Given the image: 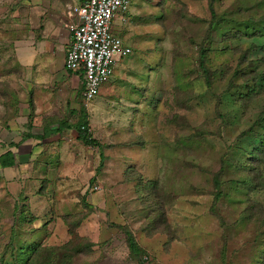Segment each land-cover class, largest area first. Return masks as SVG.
<instances>
[{
	"label": "rangeland",
	"instance_id": "1",
	"mask_svg": "<svg viewBox=\"0 0 264 264\" xmlns=\"http://www.w3.org/2000/svg\"><path fill=\"white\" fill-rule=\"evenodd\" d=\"M40 1L0 0V158L17 152L0 162V264H138L128 232L143 264H264V162L224 171L264 140V0H132L139 20L114 24L141 47L88 109L59 53L77 0ZM85 121L102 166L76 130L44 136Z\"/></svg>",
	"mask_w": 264,
	"mask_h": 264
},
{
	"label": "built area",
	"instance_id": "2",
	"mask_svg": "<svg viewBox=\"0 0 264 264\" xmlns=\"http://www.w3.org/2000/svg\"><path fill=\"white\" fill-rule=\"evenodd\" d=\"M131 4L132 0H82L70 9L65 69L79 78L87 107L111 81L118 62L132 54V48L113 33L116 16L130 22L125 15Z\"/></svg>",
	"mask_w": 264,
	"mask_h": 264
},
{
	"label": "trees",
	"instance_id": "3",
	"mask_svg": "<svg viewBox=\"0 0 264 264\" xmlns=\"http://www.w3.org/2000/svg\"><path fill=\"white\" fill-rule=\"evenodd\" d=\"M130 15L126 14L125 17H128L130 19ZM216 18V16L214 17V19ZM131 21V20H130ZM126 24H131V22H127ZM230 27L232 28L231 30H233L234 33H230L232 36H236V32H239L242 30H250L251 27L249 26V22L246 23V26H243L242 24L239 23L238 24H234V23H230ZM226 30V29H225ZM206 53H200V64L201 67H203L204 70V74L207 76L208 74H210V71L206 69ZM132 55V54H131ZM127 59V58H126ZM67 71V70H66ZM68 72V71H67ZM208 83H210V79L208 80ZM83 98V102H84V106L86 108L87 105H85V98L84 96H82ZM249 103V102H247ZM85 107H83L84 109H86ZM247 107V106H246ZM82 109V111L85 113V110ZM68 129V130H76L77 134H78V141H80L81 143L84 144V146L89 147V148H94V146H97L101 152V166L104 163V151L102 150L103 147L102 145H100L97 140H95L91 134H89V127H88V123L85 121V124L83 125H78L76 127L73 126H64V124H62L59 128L54 129V130H44V136H49L51 134H59L60 132H62L63 130ZM252 130H249L248 133H251ZM246 141L249 138H244ZM254 150L252 152L249 153V158H248V164L243 165V167H240V165H238L236 162L229 160V161H224V171H229L230 169L233 170V168H236L237 171L243 172V173H250L252 174L255 171V167H257L259 164L264 162V140L263 141H256V144H254ZM234 153H236V149H232ZM0 162L3 168H12L16 165V159H15V155L12 152H7L6 154L2 155L0 158ZM100 167V166H99ZM99 169V168H98ZM222 182H221V178L220 176L218 178H214L213 182H212V188L213 190H215V194H214V199L217 198H221L222 197ZM233 188H237L236 186L233 185ZM258 189L257 188H253L251 191H256ZM205 194V192H204ZM158 233H161L158 229L153 230V231H147V235L148 236H154ZM128 236V247H129V251L131 256L135 259V261L138 264H143V255L145 254V250H143V248L139 245L138 241L136 240L135 236L133 235L132 232H128L126 233ZM72 235V233H71ZM73 240V239H72ZM71 240V241H72ZM69 241V243L71 242ZM26 247V246H25ZM37 248L43 247L41 245H37L35 246ZM33 248L34 250L37 248ZM45 248V247H44ZM47 248V247H46ZM90 247L89 250L90 251ZM50 252H53V250H49ZM34 255L35 252L32 251V255L30 257L27 258L26 263L27 264H34ZM38 255V254H37ZM36 256V255H35ZM56 257H54V255H50L48 257L47 260H45L44 262H48V264H54L53 261H55ZM57 262H62V259H56Z\"/></svg>",
	"mask_w": 264,
	"mask_h": 264
},
{
	"label": "crops",
	"instance_id": "4",
	"mask_svg": "<svg viewBox=\"0 0 264 264\" xmlns=\"http://www.w3.org/2000/svg\"><path fill=\"white\" fill-rule=\"evenodd\" d=\"M81 1L82 0H77V4L78 5H80V3H81ZM43 2H47V0H41L40 2H39V4H43ZM49 3V2H48ZM49 6H50V4H49ZM71 7H76V5L75 6H71ZM132 13V17H134V20L135 19H138L139 20V12H137V11H135V12H131ZM135 13V14H134ZM56 14H58V12L56 13ZM140 17H142V16H140ZM113 31L114 32H116L119 36L118 37H120V34L122 35V37H120L123 41H124V43L126 44V45H128L129 47H131L132 49L133 48H135V49H137V47H141V45H140V43L137 41V39H136V37H138V36H127V34H125V31L123 30V28H120L119 26H115V24H114V27H113ZM56 38H57V40H55V42L56 41H59V38H60V36H56ZM64 39V38H63ZM62 39V40H63ZM70 42H71V38H69L68 36L67 37H65V44H64V48H65V50H64V52L62 53V52H59L60 53V58L62 59V61H61V67H63L64 68V70L66 71V69H65V58H66V52H67V49H68V47H69V45H70ZM49 45H51V44H49ZM59 45V44H58ZM56 46L57 45H51V46H49V50L52 52V54L53 53H55V51L57 50L56 49ZM66 73L69 75V76H73L72 74H70V73H68L67 71H66ZM10 152H12L14 155H16V151H10ZM16 159V158H15ZM6 169H9V168H6Z\"/></svg>",
	"mask_w": 264,
	"mask_h": 264
},
{
	"label": "clouds",
	"instance_id": "5",
	"mask_svg": "<svg viewBox=\"0 0 264 264\" xmlns=\"http://www.w3.org/2000/svg\"><path fill=\"white\" fill-rule=\"evenodd\" d=\"M130 13H131V12H130ZM88 108H89V107H88ZM88 108H87V109H88Z\"/></svg>",
	"mask_w": 264,
	"mask_h": 264
}]
</instances>
